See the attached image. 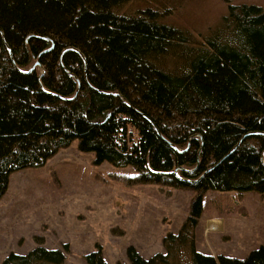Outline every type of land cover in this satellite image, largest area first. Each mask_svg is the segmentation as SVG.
Returning a JSON list of instances; mask_svg holds the SVG:
<instances>
[{
    "label": "trees",
    "instance_id": "trees-1",
    "mask_svg": "<svg viewBox=\"0 0 264 264\" xmlns=\"http://www.w3.org/2000/svg\"><path fill=\"white\" fill-rule=\"evenodd\" d=\"M196 1L0 0V197L78 138L135 181L197 191L165 252L130 245L131 264H264V244L245 258L195 244L208 189L264 192V7L224 0L198 30L176 19ZM84 258L107 264L99 245ZM65 261L39 239L1 264Z\"/></svg>",
    "mask_w": 264,
    "mask_h": 264
},
{
    "label": "rangeland",
    "instance_id": "rangeland-1",
    "mask_svg": "<svg viewBox=\"0 0 264 264\" xmlns=\"http://www.w3.org/2000/svg\"><path fill=\"white\" fill-rule=\"evenodd\" d=\"M233 1L264 7V0ZM226 8L224 0H199L176 19L201 30ZM78 143L75 138L44 164L10 173L0 197V264L11 251L26 253L39 239L62 249L65 264H88L84 255L98 245L107 264H131L128 246L148 258L165 252L163 236L180 229L195 189L135 181V166L95 163V153L79 150ZM213 220H222V226L206 228ZM195 239L201 252L245 258L264 244V192L208 189Z\"/></svg>",
    "mask_w": 264,
    "mask_h": 264
},
{
    "label": "crops",
    "instance_id": "crops-1",
    "mask_svg": "<svg viewBox=\"0 0 264 264\" xmlns=\"http://www.w3.org/2000/svg\"><path fill=\"white\" fill-rule=\"evenodd\" d=\"M208 223L209 224H208V226L206 225V228L209 227V229H216V228H219V227L222 226V220H221V222H219V224H218V221H216V220L209 221ZM211 225H215V227L214 226H211Z\"/></svg>",
    "mask_w": 264,
    "mask_h": 264
},
{
    "label": "water",
    "instance_id": "water-1",
    "mask_svg": "<svg viewBox=\"0 0 264 264\" xmlns=\"http://www.w3.org/2000/svg\"><path fill=\"white\" fill-rule=\"evenodd\" d=\"M33 67H35V66L33 65L31 68H33ZM31 68H30V69H31ZM30 69H29V70H30Z\"/></svg>",
    "mask_w": 264,
    "mask_h": 264
}]
</instances>
